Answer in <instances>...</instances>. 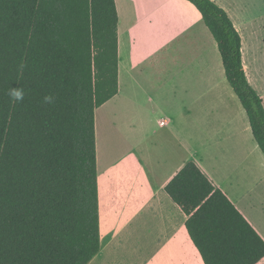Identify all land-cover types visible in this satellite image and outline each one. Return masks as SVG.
I'll return each instance as SVG.
<instances>
[{"label":"trees","instance_id":"16d2710c","mask_svg":"<svg viewBox=\"0 0 264 264\" xmlns=\"http://www.w3.org/2000/svg\"><path fill=\"white\" fill-rule=\"evenodd\" d=\"M187 1L264 154L239 32L212 0ZM118 22L115 0H0V264H90L101 251L95 112L119 92ZM10 88L24 90L21 102ZM166 192L205 264L264 260V239L194 162Z\"/></svg>","mask_w":264,"mask_h":264},{"label":"crops","instance_id":"0c3cea01","mask_svg":"<svg viewBox=\"0 0 264 264\" xmlns=\"http://www.w3.org/2000/svg\"><path fill=\"white\" fill-rule=\"evenodd\" d=\"M212 1L226 11L242 38L244 70L264 106L260 33L251 31L247 43V25L241 16L238 18V3L232 12L221 0ZM115 2L119 18V92L114 98H122L124 144L126 128L132 124L128 120L134 118L136 108L141 112L139 169L135 179L132 161L128 162V170H122L127 160L125 146L123 152L116 149L115 156L112 150L120 144L113 141L106 144L110 160L105 164L101 118L97 116L96 129L95 112L101 251L90 264H104L106 256L122 249L125 231L133 223L138 233L133 243L138 258L134 264H205L188 234V216L166 192L167 185L189 162L200 168L264 239L263 231L246 212L240 193L256 197L259 190H264V154L244 107L227 81L221 55V64L211 57L210 39L203 38L204 26L192 8L196 7L187 0ZM164 21L172 29V36L160 44L156 34ZM182 33L196 36L192 41L195 55L186 73L179 71L178 65ZM159 54L162 71L153 73L151 61ZM147 63L149 71L139 69ZM109 179L119 181L115 193L109 189ZM105 195L108 201L104 204ZM105 228L109 231L107 238Z\"/></svg>","mask_w":264,"mask_h":264},{"label":"rangeland","instance_id":"374dc122","mask_svg":"<svg viewBox=\"0 0 264 264\" xmlns=\"http://www.w3.org/2000/svg\"><path fill=\"white\" fill-rule=\"evenodd\" d=\"M224 2V5H228L232 8V12H235L237 10L236 8V3H238V18L239 16L244 19L245 24L247 25L246 28V34L244 33V39L249 43L250 41V36L249 33L256 29V32L258 31L260 33V39H261V44L260 46L263 49V54H264V0H221ZM192 7V6H191ZM195 12L199 16V22L203 24L205 32L203 33V38L205 41H207V37L210 39V44H211V57H216L218 61L221 64V58L220 54L217 48V44L215 40L213 39L211 33L208 31L207 27L205 26L201 15L199 12L192 7ZM163 26L160 28L159 32L156 34V39L160 44H163L166 40L170 39L172 36L171 28L165 26L167 24L166 21L161 23ZM198 31V30H197ZM198 33V32H197ZM137 34V33H136ZM194 34V32H193ZM191 33H186L182 37L179 35V71H183V73L187 72L188 67H190V59L193 55H195L194 49L195 47H192L193 43L192 41L196 38L195 35ZM134 38L136 39L138 35H133ZM132 36V37H133ZM263 42V43H262ZM212 44H214V50L212 48ZM163 45H160V48ZM161 50H159L160 53ZM162 54H159L153 61H151V64L153 66V73H160L162 70L160 68V63H158V59L160 62ZM214 60V59H213ZM145 67L140 66L139 69H146L149 71L148 66L149 64H145ZM221 70H223V66H220ZM100 116L101 118V130H102V138H103V156H104V162L105 164L108 163L110 160V157L108 154L105 152L106 149V144L108 142H114V144L117 142L120 145L115 147V150L113 149L112 153L116 156V149L120 152L122 151V147L124 150H126V158L127 160L125 163H123V168L122 170H126L128 166L129 160L132 161L131 164V170L133 172V179L137 178V173L139 169V146H140V138H141V130H142V123H141V112L138 108L135 109L134 111V118L131 119L128 122H132L131 126H128L126 128V133L124 135L126 139V143L124 144L123 142V108H122V98L117 97L111 100L109 103L104 105L98 110H96V129H97V123L98 119L97 116ZM127 121V120H126ZM105 130V132H104ZM119 153H117L118 155ZM130 156V158H128ZM112 156V159L115 157ZM123 157V156H122ZM121 157V158H122ZM119 158V157H118ZM129 169V167H128ZM127 169V170H128ZM99 172V168H98ZM101 175V174H100ZM104 179V178H103ZM104 181V180H103ZM109 189L111 190L112 193L116 192V189L119 185V181L117 179L115 180H110L109 179ZM105 190L104 187H100V190ZM241 197L243 200V204L245 205L244 208L248 215L251 217L254 223L263 231L264 233V190H259L257 193L258 195L256 197H252L249 195H246V192H240ZM249 193V192H247ZM246 195V196H245ZM103 203L105 204L108 201V197L106 195L102 198ZM118 223V222H117ZM119 226H122V223H118ZM115 226H117L115 224ZM108 228V227H107ZM106 229V228H105ZM107 230V229H106ZM109 231L107 230V233H105V238L108 237ZM138 238V233H137V224L133 223L132 225L128 226V228L125 231L124 234V245L122 246V249L117 250V253H114L112 255H109L108 257L106 256V261H104V264H115V262H118V264H134L137 263V256L133 252V243L137 241ZM97 259V258H96ZM95 259V260H96ZM94 260V261H95ZM102 260V259H101ZM100 262V261H99ZM103 264V262H101Z\"/></svg>","mask_w":264,"mask_h":264},{"label":"clouds","instance_id":"9594fccd","mask_svg":"<svg viewBox=\"0 0 264 264\" xmlns=\"http://www.w3.org/2000/svg\"><path fill=\"white\" fill-rule=\"evenodd\" d=\"M9 97L11 101L14 103L21 102L24 98V90L22 88H10ZM52 100H53V97L50 95L44 97L45 103H51Z\"/></svg>","mask_w":264,"mask_h":264}]
</instances>
